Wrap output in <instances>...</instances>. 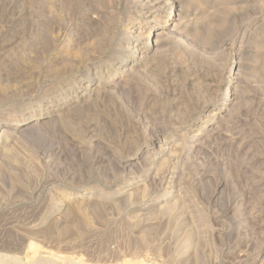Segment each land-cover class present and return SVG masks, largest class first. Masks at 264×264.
Here are the masks:
<instances>
[{
    "label": "rangeland",
    "instance_id": "374dc122",
    "mask_svg": "<svg viewBox=\"0 0 264 264\" xmlns=\"http://www.w3.org/2000/svg\"><path fill=\"white\" fill-rule=\"evenodd\" d=\"M0 255L264 264V0H0Z\"/></svg>",
    "mask_w": 264,
    "mask_h": 264
},
{
    "label": "bare ground",
    "instance_id": "6f19581e",
    "mask_svg": "<svg viewBox=\"0 0 264 264\" xmlns=\"http://www.w3.org/2000/svg\"><path fill=\"white\" fill-rule=\"evenodd\" d=\"M10 260H12L13 263H10ZM0 264H24V263H21L20 260L16 257H10V259H8L7 257L0 255Z\"/></svg>",
    "mask_w": 264,
    "mask_h": 264
}]
</instances>
